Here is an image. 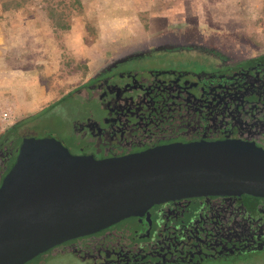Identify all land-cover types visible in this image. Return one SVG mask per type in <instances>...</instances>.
<instances>
[{
  "label": "flooded vegetation",
  "instance_id": "af4514ba",
  "mask_svg": "<svg viewBox=\"0 0 264 264\" xmlns=\"http://www.w3.org/2000/svg\"><path fill=\"white\" fill-rule=\"evenodd\" d=\"M184 38L104 55L86 80L85 101L67 106L62 146L96 161L232 141L264 151L263 45L205 49ZM20 144L11 141L7 152L0 142V185ZM24 264H264V197L164 201Z\"/></svg>",
  "mask_w": 264,
  "mask_h": 264
},
{
  "label": "water",
  "instance_id": "95a60500",
  "mask_svg": "<svg viewBox=\"0 0 264 264\" xmlns=\"http://www.w3.org/2000/svg\"><path fill=\"white\" fill-rule=\"evenodd\" d=\"M264 197V151L241 142L176 145L117 159L72 156L24 138L0 185V264H24L164 201Z\"/></svg>",
  "mask_w": 264,
  "mask_h": 264
},
{
  "label": "rangeland",
  "instance_id": "374dc122",
  "mask_svg": "<svg viewBox=\"0 0 264 264\" xmlns=\"http://www.w3.org/2000/svg\"><path fill=\"white\" fill-rule=\"evenodd\" d=\"M217 1L185 0L183 6L182 0H80L83 5L71 6L72 0H0V24L11 39L5 58L1 56L0 72L16 65L39 79L42 87H52L48 106L25 109L30 114L18 122L0 125L6 151L11 141L18 146L24 138L50 137L62 142L68 131V109L86 99L87 78L107 61L104 55H113L126 43H140L141 50H152L149 45L158 38L185 37V46L205 49L219 50L218 41L227 50L251 52L264 47V0H254V6L241 5L249 0ZM116 4L120 6H112ZM2 6L10 9L3 12ZM49 6L71 8L65 11L69 30L54 29L46 12ZM28 20L37 21L36 26ZM14 126L19 135L15 140Z\"/></svg>",
  "mask_w": 264,
  "mask_h": 264
},
{
  "label": "crops",
  "instance_id": "0c3cea01",
  "mask_svg": "<svg viewBox=\"0 0 264 264\" xmlns=\"http://www.w3.org/2000/svg\"><path fill=\"white\" fill-rule=\"evenodd\" d=\"M182 1H183V6H184L186 2L185 0H182ZM191 1H192L191 3L194 2V0H191ZM230 1H231L230 2L231 4L233 0H230ZM250 1H252V4L250 3ZM253 1L254 0H249L247 3L241 4V5L242 6H252ZM153 4L154 3H152L151 6H153ZM214 4H219V1L215 0ZM136 5L137 3L126 5V6H136ZM112 6H120V5L116 4ZM236 6H238V2H236ZM28 21H31V20H28ZM45 21H48V20H45ZM31 22L33 26H36L37 21H31ZM8 36L9 35L6 32V28L0 24V59L2 55H3L2 58L4 59L6 53L10 49L11 39ZM138 47L139 48L141 47L140 43L139 45L136 43H126L116 48V52H113L114 53L113 55L117 53H121L122 51L139 49ZM7 66L8 67L6 68V70L5 68L1 69V72H0L1 74L0 75V114L6 109H10L12 112H14V116L16 117L17 119L16 121L18 122L20 117L27 116L28 114H30V113L25 112V109L37 107L39 105H41L42 106L41 108H43L44 106H48V104H50L46 102L48 101V98L50 96L49 91H52V87L46 88L45 85H44L45 87H42L39 79H35V78L33 79L32 77L28 76L29 74L24 73L23 69L21 70L16 69V68H19V66L18 67L16 65H13L12 67H9V65ZM22 66H23V63L20 64V68H22ZM28 81H31V82L28 83ZM15 102H17L16 106L13 105ZM19 108L24 111H20V112L17 111V109ZM0 125L5 126L7 124H4L0 121Z\"/></svg>",
  "mask_w": 264,
  "mask_h": 264
},
{
  "label": "trees",
  "instance_id": "16d2710c",
  "mask_svg": "<svg viewBox=\"0 0 264 264\" xmlns=\"http://www.w3.org/2000/svg\"><path fill=\"white\" fill-rule=\"evenodd\" d=\"M81 5L82 4H80V0H72L71 6H81ZM8 9H10L9 6H2L3 12L7 11ZM70 9H71L70 7H66L64 10H60V8L58 7L53 8L52 6L46 8L47 16L49 20L52 22L54 29L61 31H67L70 29L71 24L69 23V18H68L69 16L68 13L67 14L65 13L66 10L70 11ZM16 129L17 126H14L13 130H11L14 131V140L19 138V135L15 133ZM4 140H6V137H3L2 140H0V142L3 143L2 141ZM19 143H21V141Z\"/></svg>",
  "mask_w": 264,
  "mask_h": 264
},
{
  "label": "built area",
  "instance_id": "2783aa9c",
  "mask_svg": "<svg viewBox=\"0 0 264 264\" xmlns=\"http://www.w3.org/2000/svg\"><path fill=\"white\" fill-rule=\"evenodd\" d=\"M16 120L17 119L14 116V112H12L10 109H6L0 114V121L4 124H14L17 122Z\"/></svg>",
  "mask_w": 264,
  "mask_h": 264
}]
</instances>
